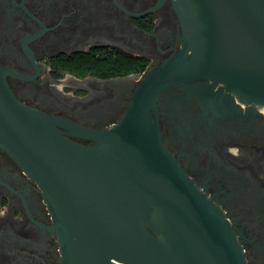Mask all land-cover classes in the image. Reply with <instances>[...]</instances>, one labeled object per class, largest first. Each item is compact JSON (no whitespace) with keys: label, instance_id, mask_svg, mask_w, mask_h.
Returning a JSON list of instances; mask_svg holds the SVG:
<instances>
[{"label":"water","instance_id":"water-1","mask_svg":"<svg viewBox=\"0 0 264 264\" xmlns=\"http://www.w3.org/2000/svg\"><path fill=\"white\" fill-rule=\"evenodd\" d=\"M171 2L180 48L108 127L20 103L0 66V147L39 186L62 264H246L217 201L168 149L157 110L175 96L205 114L264 108V0Z\"/></svg>","mask_w":264,"mask_h":264},{"label":"flooded vegetation","instance_id":"flooded-vegetation-1","mask_svg":"<svg viewBox=\"0 0 264 264\" xmlns=\"http://www.w3.org/2000/svg\"><path fill=\"white\" fill-rule=\"evenodd\" d=\"M178 27L171 0H0V66L20 103L104 128L180 48ZM128 60L144 69L107 76ZM167 102L157 112L168 149L217 201L245 263L264 264V108L213 115L187 96ZM51 226L39 186L0 147V264H62Z\"/></svg>","mask_w":264,"mask_h":264},{"label":"trees","instance_id":"trees-1","mask_svg":"<svg viewBox=\"0 0 264 264\" xmlns=\"http://www.w3.org/2000/svg\"><path fill=\"white\" fill-rule=\"evenodd\" d=\"M144 69V64L136 62L134 60H128L127 62H119L113 65L112 71L107 74V76L114 75H125L130 72L142 71Z\"/></svg>","mask_w":264,"mask_h":264}]
</instances>
